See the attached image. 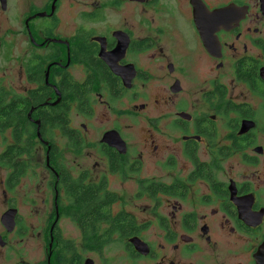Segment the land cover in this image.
Instances as JSON below:
<instances>
[{
  "label": "flooded vegetation",
  "instance_id": "flooded-vegetation-1",
  "mask_svg": "<svg viewBox=\"0 0 264 264\" xmlns=\"http://www.w3.org/2000/svg\"><path fill=\"white\" fill-rule=\"evenodd\" d=\"M0 264H264V0H0Z\"/></svg>",
  "mask_w": 264,
  "mask_h": 264
}]
</instances>
